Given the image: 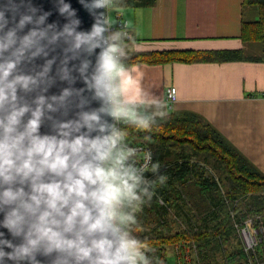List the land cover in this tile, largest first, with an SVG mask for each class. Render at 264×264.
<instances>
[{
	"label": "clouds",
	"instance_id": "clouds-1",
	"mask_svg": "<svg viewBox=\"0 0 264 264\" xmlns=\"http://www.w3.org/2000/svg\"><path fill=\"white\" fill-rule=\"evenodd\" d=\"M55 3L62 26L33 0H0V264H153L134 226L167 176L126 136L157 116L124 60L131 36L111 0H80L87 31Z\"/></svg>",
	"mask_w": 264,
	"mask_h": 264
},
{
	"label": "trees",
	"instance_id": "trees-1",
	"mask_svg": "<svg viewBox=\"0 0 264 264\" xmlns=\"http://www.w3.org/2000/svg\"><path fill=\"white\" fill-rule=\"evenodd\" d=\"M156 1L117 0L116 7H152ZM242 6V41H264V0H243ZM246 7L256 9V19L246 18ZM126 30L131 35V27ZM130 42H124V49ZM262 59L243 48L124 50L128 66ZM126 136L130 142L151 146L159 173L167 176L137 214L134 231L145 249L191 241L198 246L202 264H249L252 259L264 264L263 244L247 253L235 226L249 217H255L256 227L264 224V172L214 125L192 111H169L157 115L150 128H128Z\"/></svg>",
	"mask_w": 264,
	"mask_h": 264
},
{
	"label": "crops",
	"instance_id": "crops-1",
	"mask_svg": "<svg viewBox=\"0 0 264 264\" xmlns=\"http://www.w3.org/2000/svg\"><path fill=\"white\" fill-rule=\"evenodd\" d=\"M243 0H157L152 7L128 8L131 42L127 52L168 49H238L264 56V41L243 42ZM246 18H257L246 7ZM136 88L159 115L192 111L214 125L264 172V59L140 63L129 66ZM177 87L170 104L167 88Z\"/></svg>",
	"mask_w": 264,
	"mask_h": 264
},
{
	"label": "built area",
	"instance_id": "built-area-1",
	"mask_svg": "<svg viewBox=\"0 0 264 264\" xmlns=\"http://www.w3.org/2000/svg\"><path fill=\"white\" fill-rule=\"evenodd\" d=\"M117 0H111L110 7V18L111 10L114 11L115 24L117 26L124 25L126 28L130 26V21L127 19L124 9H119L116 7ZM166 99L170 104H173L178 99L177 87L171 85L167 88ZM133 146L139 148L141 151L139 155L143 156L148 152H151L152 158L154 157L153 149L151 146L143 143L130 142ZM160 202L163 203V199L160 198ZM252 223L254 224V219L252 217L247 218L243 224L240 222L236 223L235 226L243 241L244 249L247 253H251L261 242H258L257 228L254 224V229L252 228ZM256 233H255V232ZM172 246V247H171ZM168 247L171 249V255L168 253ZM150 251L153 256V264H171L170 259L174 261V264H202L199 256V249L197 244L191 241H178L171 245L163 244L160 246H152L146 248ZM154 249V252L151 250ZM257 263L252 259L249 260V264H261L262 261L256 260Z\"/></svg>",
	"mask_w": 264,
	"mask_h": 264
},
{
	"label": "water",
	"instance_id": "water-1",
	"mask_svg": "<svg viewBox=\"0 0 264 264\" xmlns=\"http://www.w3.org/2000/svg\"><path fill=\"white\" fill-rule=\"evenodd\" d=\"M33 2L40 8L50 11L52 15L49 17V22H56L59 26H62L66 20L65 17L61 16L57 9L55 0H33ZM72 7L76 10L78 18L81 20L80 30H90L92 24L95 22L94 16L80 3V0H67ZM104 9H98L97 12H104ZM99 51V49H97ZM93 61L95 57H92ZM43 61H37V63H42ZM55 70V69H54ZM66 86L65 82L57 81L56 85H54L50 89L51 93H59V91ZM76 87H83L82 82L77 81ZM90 95V94H88ZM92 107H96V102H93ZM48 128L45 127L42 131H47Z\"/></svg>",
	"mask_w": 264,
	"mask_h": 264
},
{
	"label": "rangeland",
	"instance_id": "rangeland-1",
	"mask_svg": "<svg viewBox=\"0 0 264 264\" xmlns=\"http://www.w3.org/2000/svg\"><path fill=\"white\" fill-rule=\"evenodd\" d=\"M111 19L115 22L113 9L111 10ZM252 218L254 219L255 217H252ZM252 228L254 229V224L253 223H252ZM256 228H257V233L255 231L254 232L258 236V242H261L263 244L262 249L264 250V224H262V225H260V226H258ZM160 245H163V244H158V245H155V246H160ZM168 245H171V244H168ZM168 253H169V255H171V253H172L170 247H168ZM170 262H171V264H174V261L172 259H170Z\"/></svg>",
	"mask_w": 264,
	"mask_h": 264
}]
</instances>
